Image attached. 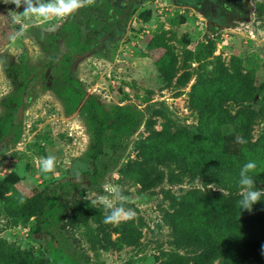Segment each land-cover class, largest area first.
Wrapping results in <instances>:
<instances>
[{
	"label": "rangeland",
	"instance_id": "374dc122",
	"mask_svg": "<svg viewBox=\"0 0 264 264\" xmlns=\"http://www.w3.org/2000/svg\"><path fill=\"white\" fill-rule=\"evenodd\" d=\"M121 7L122 0H95L69 17L28 20L25 35L12 43L9 36L19 25L13 24L9 12H22L23 7L0 0V127L13 103L23 99L0 141V260L11 259L9 243L30 257H49L54 264H168L192 254L175 243L168 218L173 208L170 196L218 187L183 173L173 162L143 159L140 142L152 132L195 128L204 109L193 104V92L221 80L237 77L227 85L241 96L237 93L222 102L230 114L261 107L264 0H141L127 8L119 29L109 34L98 29L90 51L73 57L69 74L78 79L85 95L67 113L63 98H70L64 82L67 65L60 60L45 68L55 57L90 41L93 29L113 25ZM208 38L215 42L212 51L206 47ZM245 73L253 78V97L245 90ZM30 74L22 92L20 84ZM239 82H244L242 91ZM88 96L107 111L129 105L139 111L140 119L120 145L104 148L96 169L89 157L92 126L82 109ZM263 132L264 117L259 116L251 133L256 139ZM46 156L56 158L53 173L40 170ZM106 185L119 186L129 197L125 207L135 210L134 218L104 223L106 213L98 201L110 196ZM11 187L28 203L58 201L45 222L53 237L37 229L46 205L27 220L12 214L18 198L3 206L2 198ZM72 208L84 223H68Z\"/></svg>",
	"mask_w": 264,
	"mask_h": 264
},
{
	"label": "trees",
	"instance_id": "16d2710c",
	"mask_svg": "<svg viewBox=\"0 0 264 264\" xmlns=\"http://www.w3.org/2000/svg\"><path fill=\"white\" fill-rule=\"evenodd\" d=\"M214 44L213 39L206 40L209 51L213 50ZM161 65L162 62L159 63ZM244 77L245 90L253 97V78L248 73ZM236 78H232V82L221 80L218 84L193 92V104L204 109V116L199 118L195 128L172 134L152 132L147 141L140 142L139 155L143 159L153 157L159 162H173L183 173L200 176L205 182L218 187V190L194 188L170 196L173 208L168 218L175 243L190 248L192 254L188 257L177 256L168 264H214L215 261L219 264H264V197L253 205L251 211L238 206L241 199L239 171L246 162H256L257 167L250 175L255 180L256 188L264 189V132L256 139L251 133L256 118L264 117V101L257 110L242 108L234 114L226 111L222 102L239 93L227 85L237 81ZM64 82L70 94L68 99L63 97L65 109L71 113L84 98L85 91L68 69ZM239 83L238 91H242L244 82ZM82 109L87 123L92 126L89 157L96 169L97 159L104 153V148L120 145L122 139L138 126L139 111L129 105H115L107 111L94 96L84 100ZM11 116L10 112L9 119L0 127V137L7 132L12 122ZM227 124H230L231 131H228ZM237 137L247 142L237 143ZM135 162L141 164L142 161ZM8 190L11 193L3 196L2 204L8 206L10 200L18 198L12 214L22 220L39 214L43 206H47L40 215L37 229L48 233L45 222L58 206V201L41 199L35 205L20 197L14 187ZM21 198L23 203H20ZM70 211L67 220L70 225L84 223L79 213L75 215L78 211L76 208ZM48 234L51 235V232ZM8 246L11 259L0 260V264H54L49 257H30L15 243ZM53 249L60 253L59 248Z\"/></svg>",
	"mask_w": 264,
	"mask_h": 264
},
{
	"label": "clouds",
	"instance_id": "9594fccd",
	"mask_svg": "<svg viewBox=\"0 0 264 264\" xmlns=\"http://www.w3.org/2000/svg\"><path fill=\"white\" fill-rule=\"evenodd\" d=\"M15 4L19 9L23 7L22 12L10 11L9 15L13 24L19 25L17 31L9 36V40L15 43L22 38L27 31L29 24L25 23L28 20H38L50 22L56 18L69 17L85 6L94 4L95 0H5V3ZM243 138L237 137V143H246ZM257 167L256 162H246L239 171L238 186L240 189L239 195L241 199L238 201V206L241 209L251 211L253 205L264 197V189H257L252 173ZM56 168V158L54 156L42 157L40 160V170L42 173H53ZM106 191L110 192V196H102L99 198V203L105 210L104 223L114 224L124 220H130L135 217V210L125 207L129 197L124 195L119 186H107ZM118 200L117 205L114 201ZM24 200L21 198L20 203ZM97 203V201H93Z\"/></svg>",
	"mask_w": 264,
	"mask_h": 264
},
{
	"label": "flooded vegetation",
	"instance_id": "af4514ba",
	"mask_svg": "<svg viewBox=\"0 0 264 264\" xmlns=\"http://www.w3.org/2000/svg\"><path fill=\"white\" fill-rule=\"evenodd\" d=\"M180 2H182V0H179ZM201 1H204V0H201ZM141 2V0H122V7L120 10H118L115 14H114V17L116 18L115 20V23L111 26H108L107 24H102L99 28V31H104L106 33H111L112 31H114L115 29H119L123 23V19L125 17V13L127 11V8L131 7V6H134L136 4H139ZM88 13V12H87ZM97 30V32H99ZM97 32H95V29L92 30V36L93 38H91L90 41H88L86 44L80 46V47H77V51H73L71 53H65V54H61L59 55L58 57H55L54 60L52 62H50L47 67L45 69H48L49 67H51L52 65L56 64L57 62H59L60 60L64 61L67 65V69L71 66L72 64V61H73V57L76 56V55H79L83 52H89L90 51V46L93 44V39L95 38V34H97ZM79 50V51H78ZM69 60V61H68ZM68 61V62H67ZM69 71V70H68ZM33 77V75H28L24 81L20 84L21 85V90L23 92V90H25L26 86H27V83L31 80V78ZM22 97L20 96L17 100L16 103H13L12 105V109L10 110L12 116L14 115V113L16 111H18L19 107L22 106L23 104V101H22ZM10 112L8 114V117L7 119H9V116H10ZM12 116H11V119H12ZM12 125V122L9 126V128L11 127ZM8 128V130H9ZM7 130V132H8ZM4 135H1L0 137V141H2L6 135V133Z\"/></svg>",
	"mask_w": 264,
	"mask_h": 264
}]
</instances>
